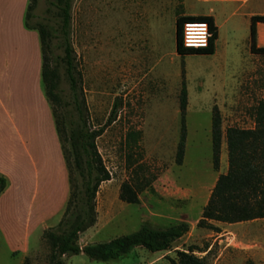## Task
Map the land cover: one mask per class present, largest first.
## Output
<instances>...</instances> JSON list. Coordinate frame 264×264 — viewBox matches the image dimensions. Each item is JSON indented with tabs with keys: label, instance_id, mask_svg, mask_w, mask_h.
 Masks as SVG:
<instances>
[{
	"label": "rangeland",
	"instance_id": "obj_1",
	"mask_svg": "<svg viewBox=\"0 0 264 264\" xmlns=\"http://www.w3.org/2000/svg\"><path fill=\"white\" fill-rule=\"evenodd\" d=\"M30 1L0 0V175L7 179L0 195V264H23L26 257L48 264L43 233L59 223L69 196L68 170L42 86L38 32L24 25ZM221 1L191 0L190 15ZM253 1L264 10V0ZM47 7L46 0H37L34 21L46 20ZM185 14L186 0L73 1L80 95L89 125L102 129L96 143L111 173L97 193V222L80 235V244L107 242L144 224L186 222L190 231L166 251L135 247L107 261L69 254L67 264H172L178 251L190 247L206 264H264V218L214 223L219 231L197 226L205 198L225 170L222 161L219 170L213 167V106L220 109L223 130L254 127L255 107L264 97V55L251 54L249 39L237 42L239 75L212 55L180 56L176 20ZM184 80L188 135L178 165ZM61 87L66 93L65 81ZM129 156L156 174L138 203L120 199V187L130 178Z\"/></svg>",
	"mask_w": 264,
	"mask_h": 264
},
{
	"label": "trees",
	"instance_id": "obj_2",
	"mask_svg": "<svg viewBox=\"0 0 264 264\" xmlns=\"http://www.w3.org/2000/svg\"><path fill=\"white\" fill-rule=\"evenodd\" d=\"M74 0H46L47 18L34 21L37 0H31L24 17V25L38 32L42 66L41 79L46 99L52 110L56 131L68 170L69 196L64 214L55 227L46 229L43 238L50 246L48 264H65L64 257L85 253L92 259L107 261L128 254L135 247L151 252L172 248L176 241L190 231L186 222L168 228L144 224L135 232L115 237L107 242L81 245L80 235L97 222L96 199L101 184L111 179V173L99 152L96 140L102 129H93L86 115V103L80 95L81 73L78 72L76 53L71 41L72 7ZM187 21H206L210 42L205 48L183 45V25ZM264 23V14L254 15L250 26L251 52L264 55V46H257V23ZM218 27L212 16L180 15L176 20V52L180 56L210 55L215 52ZM67 84V91L61 87ZM188 89L183 81L180 95L181 135L175 162L182 165L186 153ZM213 167L219 170L224 136L222 115L218 105L212 109ZM228 149V169L219 174L201 217L200 228L219 231L214 222L238 223L264 218V97L255 107V126H229L225 130ZM130 178L120 187V199L138 203L140 193L149 188L156 174L143 162L128 157ZM7 179L0 175V195ZM172 264H206L205 257L189 251H178ZM23 264H31L29 257Z\"/></svg>",
	"mask_w": 264,
	"mask_h": 264
},
{
	"label": "crops",
	"instance_id": "obj_3",
	"mask_svg": "<svg viewBox=\"0 0 264 264\" xmlns=\"http://www.w3.org/2000/svg\"><path fill=\"white\" fill-rule=\"evenodd\" d=\"M209 1L210 0H206V2H209ZM194 10L195 9L192 6L191 0H188V1L186 0V14L185 15L212 16L214 18L215 24L218 27V39L216 40V43H215V52L210 55L214 56L216 59H218L221 62L222 68L224 66L233 65L235 68L236 74L239 75L240 74L239 72L240 71V61H241L242 55L237 49H235L236 43L249 39L250 40V52H251V37H250L251 21L254 15L264 14L263 12L264 10L262 6L256 5L253 0H222L221 5L218 8L211 7L209 9L203 10L202 13L199 15H190L194 13ZM3 40L4 38L3 39L0 38V42L3 43L4 42ZM256 42H257L258 47L264 46V23L262 22L257 23ZM251 54L259 56L252 52ZM237 78H239V76H237ZM209 142L212 145V132H211ZM221 161L225 165V170L221 171L219 174L225 173L228 169V149H227V140L225 137V130H224L222 149H221ZM217 178L215 179V182L212 188L214 187ZM212 188H211V191H212ZM205 199H206L205 203H207L208 200L207 198ZM214 223L220 224L221 222H218V223L214 222ZM69 258L70 256L64 257L65 264H67V259Z\"/></svg>",
	"mask_w": 264,
	"mask_h": 264
},
{
	"label": "built area",
	"instance_id": "obj_4",
	"mask_svg": "<svg viewBox=\"0 0 264 264\" xmlns=\"http://www.w3.org/2000/svg\"><path fill=\"white\" fill-rule=\"evenodd\" d=\"M212 36L206 21H187L183 25L182 40L187 48L208 47Z\"/></svg>",
	"mask_w": 264,
	"mask_h": 264
}]
</instances>
